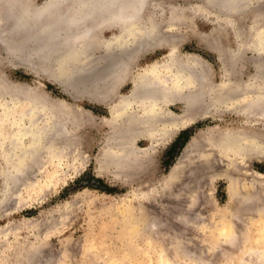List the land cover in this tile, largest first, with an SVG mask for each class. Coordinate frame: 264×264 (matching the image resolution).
I'll use <instances>...</instances> for the list:
<instances>
[{
  "label": "bare ground",
  "instance_id": "bare-ground-1",
  "mask_svg": "<svg viewBox=\"0 0 264 264\" xmlns=\"http://www.w3.org/2000/svg\"><path fill=\"white\" fill-rule=\"evenodd\" d=\"M257 1L264 0H197L193 7H179L173 0H0V155L9 197H14V185L41 163L77 150L78 128L93 118L41 88L11 82L3 68L7 65L43 75L73 98L105 105L110 117L103 123L109 132L101 152L117 175L131 177L134 168L155 166L157 149L172 141L179 126L200 116L236 114L242 123L212 131L201 164L184 184L191 187L219 176L233 187L234 196L249 190L253 201L257 176L251 165L264 158V13L249 9L248 25L243 12ZM150 7H160L161 13L143 19ZM193 8L235 30L236 48L223 25L201 36L219 55V82L201 57L179 53V41L186 36L178 27L192 26L186 10ZM110 26L120 31L104 38L102 32ZM165 44L171 45L165 58L134 72L142 55ZM126 81L133 86L122 94ZM175 101L183 104L181 116L169 108ZM140 138L149 142L147 148L138 146ZM177 167L169 174L171 189L182 180Z\"/></svg>",
  "mask_w": 264,
  "mask_h": 264
},
{
  "label": "rangeland",
  "instance_id": "rangeland-1",
  "mask_svg": "<svg viewBox=\"0 0 264 264\" xmlns=\"http://www.w3.org/2000/svg\"><path fill=\"white\" fill-rule=\"evenodd\" d=\"M173 1L179 7L197 4V0ZM252 3L243 12L248 25L251 20L245 16L254 8L264 13V1ZM160 9L148 8L143 19L150 12L161 13ZM205 13L186 10L193 23L178 27L177 32L186 36L178 50L183 56L201 57L219 82V55L201 36L225 26L222 31L233 48L237 37L231 26ZM119 31L110 26L102 34L110 38ZM170 50L171 45L165 44L146 52L134 72L165 58ZM246 55L251 57L253 51L247 50ZM3 68L11 82L41 88L52 99L75 105L93 119L79 126L76 152L31 170L18 182L20 186L14 185V197H9L0 155V264H264V158L251 165L257 176L253 201L249 190L234 196L233 187L219 176L191 187L184 184L201 164L212 131L240 125L239 116L195 118L179 126L172 141L157 149L155 166L134 168L131 177L117 175L105 165L101 152L109 132L103 123L110 117L105 105L87 97L75 99L57 83L23 66ZM254 70L249 67V73ZM132 86V81H126L121 93L127 94ZM169 108L180 116L184 109L181 101ZM137 144L149 146L144 138ZM177 164L183 182L171 189L169 174ZM154 223L156 228L151 227Z\"/></svg>",
  "mask_w": 264,
  "mask_h": 264
},
{
  "label": "water",
  "instance_id": "water-1",
  "mask_svg": "<svg viewBox=\"0 0 264 264\" xmlns=\"http://www.w3.org/2000/svg\"><path fill=\"white\" fill-rule=\"evenodd\" d=\"M75 98V97H74ZM75 99H78V98H75Z\"/></svg>",
  "mask_w": 264,
  "mask_h": 264
}]
</instances>
